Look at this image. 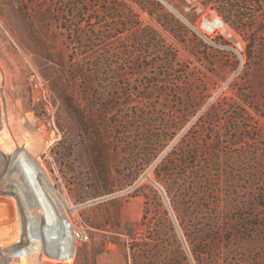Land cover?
I'll list each match as a JSON object with an SVG mask.
<instances>
[{"label":"rangeland","instance_id":"374dc122","mask_svg":"<svg viewBox=\"0 0 264 264\" xmlns=\"http://www.w3.org/2000/svg\"><path fill=\"white\" fill-rule=\"evenodd\" d=\"M0 100V188L34 154L60 208L15 194L0 264H181L164 209L190 264H264V0H0Z\"/></svg>","mask_w":264,"mask_h":264},{"label":"bare ground","instance_id":"6f19581e","mask_svg":"<svg viewBox=\"0 0 264 264\" xmlns=\"http://www.w3.org/2000/svg\"><path fill=\"white\" fill-rule=\"evenodd\" d=\"M0 102H1V100H0ZM2 107L3 106L0 104V118H2L1 116H3V112H4V109ZM3 118H4V116H3ZM5 130H4V138L6 139V141L7 140L11 141V139H13L12 134L8 130L7 131H5ZM1 144H2V142H1ZM10 149H13V147L12 148L10 147ZM14 149H15V147H14ZM33 156H34V154L31 156V155H28L26 153H22V152L17 153V151H15V152L12 151V155H10V158H9L8 166L5 168V171H4L2 178H1V180H3V187L0 188V236L3 239V244L6 246H8L7 243H9V240H8L9 228L12 227L13 224H11L10 220L6 219V215L4 213V208L7 210V212L9 211V214H7V215L9 217H12L13 212H12L11 207L9 206V203H10V205H14L12 203V199L15 200V198H14L15 194H18V192H19V194L21 195V204L18 205L19 204L18 203L16 206L15 205L14 206L18 207V209H22V207H23L22 204L24 202L27 203V201H30L31 202L30 204L34 206L33 208H35V209H32L30 207V210H31L30 216H32L33 218H35V214L39 215V213H41V218H46V219L50 218V220H51L52 216L50 214L55 213V211L57 213V211H59V209H60L59 204H58V196L52 187L54 184H53L51 178L49 177V175L45 171V168L42 165V163L40 162L39 158H34ZM44 172L50 178V182H51L52 186H50V183H48V178ZM17 202H19V201H17ZM53 206L56 208H54ZM18 213L21 216L20 217L21 227L24 228V226L27 225L25 222L27 214H25L24 211H22V210H19ZM65 227L66 228H65L64 232L66 235V242L70 248L75 243V235L72 231L70 224H68ZM7 232H8V234H7ZM46 236L48 237V235H46ZM57 241L61 242L62 239H58ZM28 242H29V240L27 239V236L24 233H22L20 244L21 243L25 244ZM52 244H54V242ZM27 245H29V243ZM60 246L61 245H57L56 247L51 249V251L53 253H55L57 256H59V254H61V252H62L60 249ZM9 248L11 249V247H8V249ZM30 252H31L30 246L25 247V249L22 253L20 252V254H21L20 255V258H21L20 264H28V260H29L28 254ZM57 261H59V260H57Z\"/></svg>","mask_w":264,"mask_h":264},{"label":"trees","instance_id":"16d2710c","mask_svg":"<svg viewBox=\"0 0 264 264\" xmlns=\"http://www.w3.org/2000/svg\"><path fill=\"white\" fill-rule=\"evenodd\" d=\"M150 190H151L152 193H154L155 198L159 201V204L163 207L164 205H163V202H162V198H161V196H160L155 190H153L152 188H150ZM145 197H146V199H147L146 204H148L149 196L146 194ZM163 209H164V208H163ZM164 214H165V217H166L167 225H168L170 231L172 232L175 241H176V242L178 243V245H179V251H180V253H181L182 257H183V263H181V264H190V263H189V258H188L189 255L187 256L186 252L182 249V244H181L180 241L178 240L177 233H176L175 228H174V224L172 223V221H171L170 218L168 217V211H167L166 209H164ZM131 237H132L133 240L136 239L134 234H131ZM132 249H133V248H132ZM133 250H134V255H135V253H136V252H139L141 249H139V248H134Z\"/></svg>","mask_w":264,"mask_h":264},{"label":"water","instance_id":"95a60500","mask_svg":"<svg viewBox=\"0 0 264 264\" xmlns=\"http://www.w3.org/2000/svg\"><path fill=\"white\" fill-rule=\"evenodd\" d=\"M154 183V185L163 193V195H164V197H165V199H166V201H167V196H166V193L164 192V190L156 183V182H153ZM168 202V201H167ZM169 207H170V205H168ZM171 208V207H170ZM177 228H179L178 227V225H177ZM180 232V231H179ZM180 236H181V238L184 240V236H183V234L182 233H180ZM185 241V240H184ZM188 255L189 256H191L190 255V253L188 252Z\"/></svg>","mask_w":264,"mask_h":264},{"label":"built area","instance_id":"2783aa9c","mask_svg":"<svg viewBox=\"0 0 264 264\" xmlns=\"http://www.w3.org/2000/svg\"><path fill=\"white\" fill-rule=\"evenodd\" d=\"M82 233H78V237H80V239L82 240L83 239V235H81ZM85 238V237H84Z\"/></svg>","mask_w":264,"mask_h":264}]
</instances>
